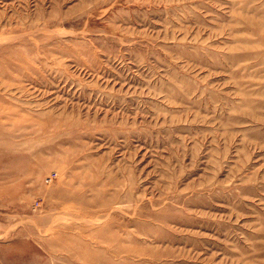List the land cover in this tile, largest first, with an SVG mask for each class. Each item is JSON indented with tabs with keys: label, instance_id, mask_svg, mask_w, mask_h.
Here are the masks:
<instances>
[{
	"label": "rangeland",
	"instance_id": "1",
	"mask_svg": "<svg viewBox=\"0 0 264 264\" xmlns=\"http://www.w3.org/2000/svg\"><path fill=\"white\" fill-rule=\"evenodd\" d=\"M0 264H264V0H0Z\"/></svg>",
	"mask_w": 264,
	"mask_h": 264
},
{
	"label": "built area",
	"instance_id": "2",
	"mask_svg": "<svg viewBox=\"0 0 264 264\" xmlns=\"http://www.w3.org/2000/svg\"><path fill=\"white\" fill-rule=\"evenodd\" d=\"M51 181V177H47V179L45 180V182H50Z\"/></svg>",
	"mask_w": 264,
	"mask_h": 264
}]
</instances>
